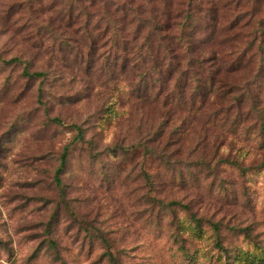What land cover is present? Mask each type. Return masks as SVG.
I'll list each match as a JSON object with an SVG mask.
<instances>
[{"label": "clouds", "instance_id": "obj_1", "mask_svg": "<svg viewBox=\"0 0 264 264\" xmlns=\"http://www.w3.org/2000/svg\"><path fill=\"white\" fill-rule=\"evenodd\" d=\"M0 185V264H264V0H0Z\"/></svg>", "mask_w": 264, "mask_h": 264}, {"label": "rangeland", "instance_id": "obj_2", "mask_svg": "<svg viewBox=\"0 0 264 264\" xmlns=\"http://www.w3.org/2000/svg\"><path fill=\"white\" fill-rule=\"evenodd\" d=\"M26 184H27V186H31V183L30 182H26ZM0 186H2V185H0ZM38 210H42V209H38ZM34 230H38V222H37V228L34 229Z\"/></svg>", "mask_w": 264, "mask_h": 264}]
</instances>
